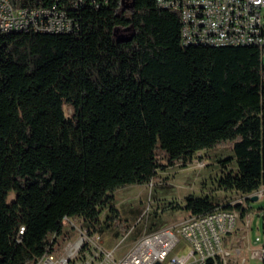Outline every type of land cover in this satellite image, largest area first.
I'll return each mask as SVG.
<instances>
[{"label": "trees", "instance_id": "obj_1", "mask_svg": "<svg viewBox=\"0 0 264 264\" xmlns=\"http://www.w3.org/2000/svg\"><path fill=\"white\" fill-rule=\"evenodd\" d=\"M68 12L78 33H0V264L35 263L62 244L68 220L98 224L100 208L115 214V190L199 151L230 147L225 163L234 159L236 171L224 189L264 186L257 48L182 46L178 12L155 0ZM215 208L207 197L184 206L190 215Z\"/></svg>", "mask_w": 264, "mask_h": 264}, {"label": "built area", "instance_id": "obj_2", "mask_svg": "<svg viewBox=\"0 0 264 264\" xmlns=\"http://www.w3.org/2000/svg\"><path fill=\"white\" fill-rule=\"evenodd\" d=\"M155 2L159 8L178 12L182 46L205 43L211 47L257 48L264 85V0ZM105 3L107 0H52L46 7H20L13 0H0V33H78V21L68 10H77L81 4L99 8ZM238 221L235 209L215 208L191 215L175 228L144 235L125 250L120 243L107 247L97 230L79 229L74 241L54 245V251L33 264H233L231 259L239 257L240 250L227 246L226 240L236 231ZM256 241L260 243V237ZM251 255L264 264V245Z\"/></svg>", "mask_w": 264, "mask_h": 264}, {"label": "rangeland", "instance_id": "obj_3", "mask_svg": "<svg viewBox=\"0 0 264 264\" xmlns=\"http://www.w3.org/2000/svg\"><path fill=\"white\" fill-rule=\"evenodd\" d=\"M64 112L69 117L72 109L65 106ZM232 156L228 146L199 151L187 163L178 162L164 170H157L155 179L148 184L119 188L111 193V207L115 214L108 207L100 208L96 225L89 224L83 218L70 219L64 227V236L58 241L72 242L79 229H95L107 247L120 243L125 250L144 235L163 228H175L187 220L191 216L184 209L188 197H207L217 208L240 206V209H236L239 215L237 229L226 240L227 246L240 250V256L231 259V263L261 264L251 255L250 249L264 245V186L252 193L257 197L261 195L255 201L251 200L250 195L224 189L220 180L228 172L236 171L234 159L225 163ZM13 199L14 195L10 194L8 201ZM113 215L116 219L110 221ZM256 237H260V243L255 241ZM244 243H248V246Z\"/></svg>", "mask_w": 264, "mask_h": 264}, {"label": "water", "instance_id": "obj_4", "mask_svg": "<svg viewBox=\"0 0 264 264\" xmlns=\"http://www.w3.org/2000/svg\"><path fill=\"white\" fill-rule=\"evenodd\" d=\"M119 29H115V34H116V36L118 37V39L120 38L121 40H123V41H129V40H131V37L129 36V37H119V35H118V33H119ZM251 200L252 201H255V200H257V197L256 196H254V197H252L251 198ZM156 264H158V263H156Z\"/></svg>", "mask_w": 264, "mask_h": 264}, {"label": "crops", "instance_id": "obj_5", "mask_svg": "<svg viewBox=\"0 0 264 264\" xmlns=\"http://www.w3.org/2000/svg\"><path fill=\"white\" fill-rule=\"evenodd\" d=\"M255 241H256V238H255ZM244 245H245V246H248V243H244ZM260 247H261V246L256 245L255 247L251 248L250 250H251V252L253 253L255 250L260 249ZM252 253H251V254H252Z\"/></svg>", "mask_w": 264, "mask_h": 264}, {"label": "bare ground", "instance_id": "obj_6", "mask_svg": "<svg viewBox=\"0 0 264 264\" xmlns=\"http://www.w3.org/2000/svg\"><path fill=\"white\" fill-rule=\"evenodd\" d=\"M197 44H203V45H205V43H188V45H197Z\"/></svg>", "mask_w": 264, "mask_h": 264}]
</instances>
